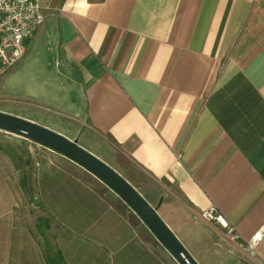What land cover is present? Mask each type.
I'll use <instances>...</instances> for the list:
<instances>
[{
    "label": "crops",
    "instance_id": "crops-1",
    "mask_svg": "<svg viewBox=\"0 0 264 264\" xmlns=\"http://www.w3.org/2000/svg\"><path fill=\"white\" fill-rule=\"evenodd\" d=\"M39 4L45 20L20 60L29 120L129 161L132 179L110 166L199 264H264V236L250 250L201 215L216 205L244 243L264 227V0ZM55 153L60 164L29 170L31 186L22 169L21 183L2 171L0 185L39 198L50 222L36 227L64 264H180L120 196ZM4 197L0 264H47L29 260L22 238L15 262L14 194Z\"/></svg>",
    "mask_w": 264,
    "mask_h": 264
},
{
    "label": "rangeland",
    "instance_id": "rangeland-1",
    "mask_svg": "<svg viewBox=\"0 0 264 264\" xmlns=\"http://www.w3.org/2000/svg\"><path fill=\"white\" fill-rule=\"evenodd\" d=\"M28 79L29 78L25 77V75L21 76V61L14 67H12L8 73L0 78L1 111L18 115L28 120L31 117H34V107L29 103V101H32V98L28 96V88L31 87ZM35 123L46 126V123L40 120L35 121ZM80 143L89 151L99 155V157L109 165L113 166L114 164L115 167L120 169V171L127 174V177H131L132 179V175L137 172L134 167H131L130 162L125 160L121 155L112 152L111 156H105L104 151H101L100 149H98L99 151H93L89 145L84 144L82 141H80ZM0 148V184L2 183V181H4V183L6 182V176L4 178V174H6L5 172L8 171L11 172V176L12 172H15L21 183L22 169L24 171L22 180H26L27 184L31 186V184L33 183L34 175L29 170H37L40 168V166L44 168L47 166L45 164H60V161H58L59 156H57L53 150L15 134L1 130ZM140 187L147 192L145 194H150L148 192V188L146 187L145 181L140 185ZM6 191H11L14 194V199L11 200V215L13 222L15 223V249L12 250L13 254L15 253L14 255H17L14 256L17 257L15 258V262L21 260L22 238L24 239L25 244H27V249L24 252H26L28 255L30 254L29 260L35 261L36 259H38V261L41 263L45 262L47 264H64V260L56 256V251L49 247L48 244H45V238H48L49 232L44 229L42 233L36 227V221H40L41 225H45V223H49L50 220H48V216L45 217L43 212L39 208H37L39 205V198H35L33 191H26V194L24 193L23 195H21V188L17 185L16 188H14L13 185H11L10 187H4L0 185V220H5L7 216V211L4 208L3 204V201H6V197H4ZM111 192L114 191L112 190ZM1 204H3V209H1ZM14 205L15 207L13 208ZM21 222H24V232L22 234ZM19 264H21V262Z\"/></svg>",
    "mask_w": 264,
    "mask_h": 264
},
{
    "label": "water",
    "instance_id": "water-1",
    "mask_svg": "<svg viewBox=\"0 0 264 264\" xmlns=\"http://www.w3.org/2000/svg\"><path fill=\"white\" fill-rule=\"evenodd\" d=\"M0 130L43 145L76 162L117 193L180 264H199L147 198L115 168L79 143L49 127L0 110Z\"/></svg>",
    "mask_w": 264,
    "mask_h": 264
},
{
    "label": "built area",
    "instance_id": "built-area-1",
    "mask_svg": "<svg viewBox=\"0 0 264 264\" xmlns=\"http://www.w3.org/2000/svg\"><path fill=\"white\" fill-rule=\"evenodd\" d=\"M44 20L39 0H0V78L25 56L27 41ZM201 215L225 229L231 240L245 244L250 250H254L264 236L263 227L250 240L242 242L236 226L216 205L203 210Z\"/></svg>",
    "mask_w": 264,
    "mask_h": 264
},
{
    "label": "trees",
    "instance_id": "trees-1",
    "mask_svg": "<svg viewBox=\"0 0 264 264\" xmlns=\"http://www.w3.org/2000/svg\"><path fill=\"white\" fill-rule=\"evenodd\" d=\"M1 149V148H0Z\"/></svg>",
    "mask_w": 264,
    "mask_h": 264
}]
</instances>
